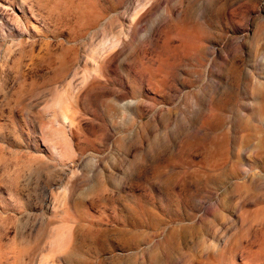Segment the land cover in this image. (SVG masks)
<instances>
[{
	"label": "rangeland",
	"instance_id": "1",
	"mask_svg": "<svg viewBox=\"0 0 264 264\" xmlns=\"http://www.w3.org/2000/svg\"><path fill=\"white\" fill-rule=\"evenodd\" d=\"M0 264H264V0H0Z\"/></svg>",
	"mask_w": 264,
	"mask_h": 264
},
{
	"label": "bare ground",
	"instance_id": "2",
	"mask_svg": "<svg viewBox=\"0 0 264 264\" xmlns=\"http://www.w3.org/2000/svg\"><path fill=\"white\" fill-rule=\"evenodd\" d=\"M62 222L63 223L60 224L58 227H56L55 230L53 231L51 249L54 252L63 251L66 249L67 241L71 234L70 232L71 225L66 220H64V218ZM61 228H68L67 233L60 231ZM57 245H58V249H57Z\"/></svg>",
	"mask_w": 264,
	"mask_h": 264
}]
</instances>
